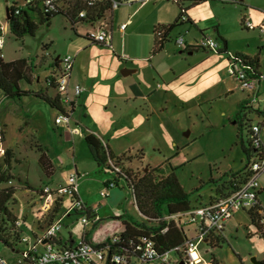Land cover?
Listing matches in <instances>:
<instances>
[{"label":"rangeland","instance_id":"1","mask_svg":"<svg viewBox=\"0 0 264 264\" xmlns=\"http://www.w3.org/2000/svg\"><path fill=\"white\" fill-rule=\"evenodd\" d=\"M15 1L22 3V0H0V34L3 40L1 51L6 61L26 58L28 64L32 65V85H23L34 90L43 89L46 76L50 74L49 64L52 59L63 58L68 54L77 58L81 51L85 59L83 64H80V59L77 60L73 71L70 85L72 100L76 101L80 97L73 92L76 84L74 77L80 69L86 70L90 81L94 80L96 85V91H93L95 93L88 101L87 114L81 113L79 107L72 115L68 136H60L55 130L54 120L58 113L55 108L31 96L21 101L7 100L0 90V164L4 162L5 151L9 150L10 173L15 176L9 184L16 187L14 210L19 218L25 221L23 229L26 234L32 235L35 232L32 229L35 230L36 226L44 228L46 220L40 218V213L44 212L47 216L51 214V210H47L51 202L46 197L49 193L46 187L56 188V183H63L66 176L75 173L74 161H80V168L89 169V163L94 165L84 143L77 147L74 156L72 155V139L81 128L74 120L86 124L92 132H99L106 141L109 139L117 156L130 152L131 156L127 155V158L132 161L122 164L121 168L135 176L155 165L162 164L167 171L171 168L170 163L177 167L175 173L185 190L191 192L192 204L201 197L204 201L208 200L212 189L208 182L211 173L216 174L229 167L240 168L244 153L239 144L238 126L231 117L237 109V102L249 98L252 94L247 90L241 91L237 86L234 87L233 93H223V77L217 60L222 56H218L216 50L205 54L214 53L217 56L202 61L193 71H186L187 73L176 80L177 91L174 93L166 95V85L160 81L163 87L153 94L148 105L133 99L122 103L113 100L112 96H115L114 92L120 95L125 93L121 87V69L128 61L127 55L132 53L131 50L135 46L133 36L127 35L129 30L124 36L115 34L113 49L101 44H93L85 49L89 40L84 35L77 34L64 14H58L51 19L49 25L40 24L33 36L25 35L22 39H17L9 32L6 24L7 6ZM74 1L58 0V3L64 9L66 4ZM246 3L264 8V0H214L195 9L200 10L208 20L210 33L216 32L212 22L221 20L230 52L233 53L242 50L254 54L256 44L264 42V37H261L257 30L247 31L244 27V30L239 28L236 19L243 12ZM263 13L252 11L254 18L263 17ZM86 28L87 25H82L78 32L83 33ZM178 33L177 29L173 31L174 41H170L166 47H175ZM176 54L184 60L190 58L188 54H179L178 51ZM201 55L196 59L197 62H200ZM164 61L166 64L168 59L164 58ZM145 63L138 61L140 65L151 67L149 62ZM182 64L185 67L187 62ZM131 79L134 77L127 76V81ZM113 86H116V89ZM84 94L82 99L85 98ZM260 96L264 98V91ZM260 102H253L254 108L263 109L264 101L261 102L262 105H259ZM249 117L253 121L263 120L256 113L249 114ZM64 125L65 123L59 124L60 130H64ZM107 131L110 133H106ZM244 140L247 141L245 135ZM139 150L142 151L144 160L132 159L137 157L136 152ZM41 152H45L50 162V158L53 161L52 169H55V173L52 179H48L46 169L39 161ZM170 157L169 163L166 159ZM50 170L53 174V170ZM106 171L111 176L114 175L112 170ZM18 177L22 180L19 181ZM87 177L89 180L85 182L84 188L95 195L98 189L96 180L91 179L94 175ZM26 183L34 186L36 190L28 188ZM121 183L125 185L123 180ZM118 190L121 191L120 195L125 193V199L120 201L119 214L124 215L127 211L138 217V212L131 204L132 193L127 187ZM52 193L51 199H57L58 194ZM41 196L43 201L40 206L35 207V201L41 199ZM64 200L69 201V197L64 196ZM68 213V209L63 205L56 218L66 224L62 229L63 234L66 235L68 230H72L78 239L84 232L85 223L82 218L78 217L76 220L68 216ZM187 221L188 217L182 218L188 238L197 241L205 260L210 261L214 254L220 264H257L255 260L262 261L264 240L248 235L250 231L246 230L245 226L249 224V218L246 212H240L228 223L225 233L220 236L223 238L222 242L216 247H211L208 241L197 238V224H187ZM90 228L89 223L88 229ZM0 256L9 264L15 263L16 254L3 243H0ZM170 256L174 261L178 260L175 253Z\"/></svg>","mask_w":264,"mask_h":264},{"label":"trees","instance_id":"2","mask_svg":"<svg viewBox=\"0 0 264 264\" xmlns=\"http://www.w3.org/2000/svg\"><path fill=\"white\" fill-rule=\"evenodd\" d=\"M90 1L75 0L71 4H66L63 7L64 9H62L57 0V8L55 10L48 9L41 1L24 3L22 0L21 4L15 1L12 5L7 6L9 18H6V21L9 32L17 39H22L25 35L33 36L40 24L46 23L49 25L51 19L58 14H64L75 31L79 23H90L94 27L95 23L104 20L106 12L112 10V6L111 0H94L93 4H90ZM117 1L122 4L129 0ZM175 1L178 2V0ZM200 1L205 0H194V2ZM82 12H84V16L80 15ZM183 12V8H181L179 17L173 23L155 28L154 52H158L163 48L164 43L168 41V34L181 20ZM223 42V46H220L217 51L226 53L228 56L229 50H227L226 40ZM93 43L105 45L99 42ZM200 47L207 49L203 46ZM254 64L259 65L257 61ZM31 67L32 65L28 64L26 58L6 61L0 49V90L4 98L21 101L23 98L31 96L44 101L58 111H62L65 108L71 113L74 102L65 104L62 101L57 82V78L61 75L60 58L52 59L50 62V74L46 76L45 87L43 89L34 90L23 85V83L29 86L32 85ZM252 113H256L264 119V111L254 108L251 99L248 98L239 105L238 112L234 116V120L238 126L239 144L245 154L243 167L237 171H227L216 177H213L214 173H211L208 182L212 185L214 196L208 200V203L227 196L241 185L249 175L251 162L263 154V147L256 148L253 145L255 138L251 130L253 120L249 117V114ZM244 135L246 136V142ZM85 143L91 157L100 167L114 171L109 162L121 167L127 161H132L127 158V155L131 156L130 152L116 156L108 146H104L100 139L92 133L85 134ZM136 154L137 157H133L132 159H137L138 161L144 160L141 150L136 152ZM8 156H10L9 150H6L3 157L4 162L0 164V243L12 249L14 253H18L22 247V238L26 233L22 226L23 220L19 218L14 210L16 187L9 183L15 176L10 173L11 167ZM133 156L136 155L133 154ZM170 159L171 157L166 159V161L170 163ZM39 161L45 167L46 175L51 176L52 173L49 170H53V167L52 163L47 159L45 152H41ZM170 166L171 168L167 171L162 164L155 165V167L145 170L141 175L136 176L127 170H124L123 174H115L116 180L122 179L125 186L131 190L135 204L141 213L140 220L129 217L124 218L123 216L94 220L96 216L94 207L77 209L75 204L78 200V195H64L69 197V213L79 215L81 218L86 216L93 223L92 233H86L81 241H88L99 248L106 247L107 257L113 252H118L124 255L127 261L137 263V246L145 240H150L159 255L175 253L178 255L176 256L178 259L176 263L190 264L184 255L186 251L185 243L189 238L183 225L177 220V217L192 208L204 205V203L196 202L192 206L191 192L186 191L180 182L175 173L177 167H173L171 163ZM18 180L21 181L22 179L18 177ZM26 184L28 188L36 190L34 186ZM243 210L249 215L250 223L255 229V235L264 240V223L262 221L264 209L261 206H257ZM51 220L53 221V219ZM18 221H21L22 224H18ZM52 221L46 223L45 229ZM245 228L249 231V227L246 226ZM113 235L118 236V242H111ZM248 235L252 236L249 232ZM32 236L38 238L39 235L33 232ZM222 239L220 236H210L208 245L211 247L219 246L218 244L222 242ZM54 243L62 245L57 239L54 240ZM262 261L264 262V259ZM209 262L211 264H220V261H218L214 254L211 256ZM102 264H111V262L107 258Z\"/></svg>","mask_w":264,"mask_h":264},{"label":"crops","instance_id":"3","mask_svg":"<svg viewBox=\"0 0 264 264\" xmlns=\"http://www.w3.org/2000/svg\"><path fill=\"white\" fill-rule=\"evenodd\" d=\"M210 1H214V0H205V1H200V2H194V0H178V2H176L175 0H129L127 3L124 2L123 4L118 6L117 8L107 11L104 20L94 24V27H98L102 23H104L106 28L111 32V42H112L113 48H114L113 42L115 39V34L119 33L121 36H124L126 34V31L129 30L127 35L133 36V41L135 44L133 50H131L133 54L131 53V54L127 55L129 57V58L127 57L129 64L127 61V63L124 66H122V69H121V76L123 78L122 79L123 84L121 87L125 90V93L120 95V94L114 92L115 96H112L113 100H118V101L123 103V102H127V100L133 99V100L141 102L145 105H148V103L151 101V97L153 96V94H156L158 92V89L163 87V85L161 84L160 81H163L166 85L164 87L165 88L164 93L166 95H169V94L177 91L175 84H176V80H178V78L181 75H183L186 71H188V72L191 70L193 71L194 67H196L198 64H200L202 61L204 62L208 59H213V56H217V55H214V53L205 54L206 52L210 51V49H204V48L200 47L199 42L201 41V39L204 36H211L213 38H216L219 41L220 46H223V43H224L223 41L226 40L227 50L230 51L229 41H228L227 36H225V34H224L225 32L222 28L223 24H222L221 20L217 19V20H214V22H212L213 27H215L216 32L210 33L209 29H211V28L209 26L208 20L202 15L200 10H195L197 7L203 6ZM181 8H183V11L186 15V20H180L175 25V27L170 31V33L168 34V41H166L164 43L163 48L158 52H154L153 46H154V41H155V35H154L155 28L159 27V26H167V25L173 23L179 17ZM253 10H258L260 13L262 11V13H263L264 8L256 7L252 4L246 3V6L244 7L243 12H241L237 16V19H236V21L239 23V28L241 30H244V28H246L243 26V22H242L243 19H245V18H248L249 20H251L256 25L264 23V16L261 18H254L253 14H252ZM6 18H7V16H6ZM123 23H126L127 26L124 30H121L120 25ZM6 24L8 27L7 21H6ZM82 25H87V28L85 29V31L83 33H80L78 31ZM115 26H116V28H115ZM92 28H93V25H91L90 23H79L76 26V32L78 35H84L86 37L87 32L92 30ZM8 29H9V27H8ZM175 29H177V31L179 32L178 36L181 35L184 37V40L188 45L187 49L178 48L176 44H175V47L173 49L166 47V45L170 41L173 40L172 33ZM245 30L249 31L250 29L246 28ZM251 30H257L259 32V35L261 37L263 36V34L258 29H251ZM93 44H96V43H93L89 40V45H86L85 49L92 47ZM112 47H108V48L113 49ZM262 47H264V42L256 44V49H255L254 54H250V53L244 52L242 50L239 52H236V53L241 54L245 57L251 58L254 61H257L259 64V70L264 73V48H262ZM177 51L179 52V54H182V53L188 54L190 56V58L185 59V60L182 59L180 55L176 54ZM198 53L200 55L202 54L201 55L202 58H201L200 62H197V60H196L200 57V55ZM217 54H218V56H222V58H218L217 60L219 61L220 66H221L220 67L221 72H222L221 77H223L222 81L224 84L223 85V93L225 95H228V94L234 92V87L237 86L239 89H240V87H239L237 81L227 74L228 73L227 72V64H228L227 54L226 53H220L218 51H217ZM79 56H80V58H79ZM119 58H120V56H119ZM164 58L168 59V62L166 64H165ZM79 59L81 61L80 64L81 63L83 64L85 58H84V53L82 51L79 53V55H77V58L74 56L73 68L71 70V75H70V85H71V82L73 79V71L76 67L77 60L79 61ZM138 61H142V62H144V64H146L145 62H149L151 64V67L146 66V65H140V64H138ZM182 62H184V63L187 62L188 66L186 65L184 67V64H182ZM79 71L80 72H78V74H76V76L74 77V79H75L74 81L76 83L81 84L84 87V91L81 93L80 97H78V99H76V101L72 100L74 102V106H73V110L71 112V119L73 117L72 115H74V113H76V111L79 107H80L81 113H83L85 115L87 114L86 110L88 109V101L92 97V95L95 93L93 91H96V88H95L96 85L94 83V80L90 81L91 79L88 76V73L86 72V70L80 69ZM127 76H129L131 78L134 77V79L127 81ZM90 85H91V87H90ZM113 87L116 89V86H113ZM90 88L92 90L91 92H90ZM240 90L244 91L242 89H240ZM86 91H87V93H85ZM262 91H264V79H261L257 83V88H256L255 93H254V97H256L257 102H260L261 100L264 99V98L262 99V96H260L262 94ZM82 94L85 95V98L83 97V99H82ZM246 99H248V98H246ZM246 99H242L241 101L237 102V109L235 110V112L233 113L231 118H234L235 114L238 112L239 105ZM263 101H261V102H263ZM261 102L259 105H262ZM112 105H115V104H112ZM260 110L264 111V108L260 109ZM56 111L58 112L57 109H56ZM74 121H75V124H79L81 128L78 131L79 133L74 135L73 139H72V152H73L72 155L73 156H74V153H75L77 147H80L82 143H84L86 145V143H85V134L86 133H92L98 139H100V141H102V142L104 141L106 143V145L109 147V149L111 150V152L114 155H116L114 152L115 149L113 148V146H111L109 139L106 141L103 138V136L99 134V132H97V131L92 132V130H90V128H88V126L86 124L78 122L77 120H74ZM257 123L264 124V119L262 121L261 120L253 121V124H257ZM71 125H72V123L70 121L69 123L64 125V130H60L59 124L55 123V126H56L55 130L57 133H59L60 136H63V135L68 136L69 135L68 128H70ZM106 133H110V131H107ZM260 139H261L262 143L264 144V130H262L260 132ZM121 155H118V156H121ZM49 158H50V156H49ZM244 159H245V154L241 159L240 168L233 169L232 167H229V168H226V169L214 174L213 177H216L217 175H221L227 171L240 170L243 167ZM50 160H51V163L53 164V161L51 158H50ZM89 164H91V167L89 169H85L84 167L80 168V161L79 160L74 161V163H73L74 168H75V173H77L78 177H79L77 195L83 201V203L87 207H96V209H95L96 214L101 219H108V218L113 217V216H123L124 218L129 217L131 219L140 220L141 213L139 212V210L135 204V200L133 198V195H132L131 204L134 207V209L138 212L139 218L135 217L134 213H131V212L126 211V212H124V215H121L118 212L119 211L118 209L120 207V201L122 199H125V193L123 192L122 195H120L121 191L118 190L120 188L121 189L126 188L125 185H123L121 183L122 179L117 180L116 186L113 187L112 189H110L109 195L107 197L103 198L100 195V191L105 186L106 181L109 180L110 178H112L114 175L111 176V174H109L106 171L108 169L98 166L95 161H94L93 166H92V163H89ZM54 173H55V169L53 170V174L51 176H49L48 179H52L54 176ZM91 174L94 175V177H92L91 179L96 180V182H97L98 192L95 195H93L92 193H89L84 188L85 182H87L89 180V179H87L88 178L87 176L91 175ZM66 177L64 178V181H65ZM61 183L62 182H58L56 184L58 185ZM260 184H261L262 190L259 193V200L262 204V207L264 208V174H262L260 177ZM129 191L131 192V190H129ZM213 196H214V191H212V189H211L208 200ZM42 197L43 196H41V199H38V201H35L36 202L35 207L40 206V202L43 201ZM46 197H47V195H46ZM121 197H123V198H121ZM208 200L204 201V199L201 197V199H198V200L196 199L194 201V204L196 202H202V203L206 204V203H208ZM50 202L51 203H49V206L47 205L48 206L47 210H49V211L51 210L50 211L51 214L49 216H47V215H45L44 212L40 213V218H44L43 221L46 220L45 223L43 224L44 228H40L39 226H36L35 230L32 229V231H35L39 236H42L44 234L45 226H46V223L48 221H52L51 219H53V221L57 220L56 217H57V214H58L61 206L65 205L66 209H69V201H65L64 196H58L57 199H54ZM194 204H192V206ZM54 208H55V211H54ZM39 210H40V208H39ZM49 211L47 213H49ZM240 212H246V211L243 209L236 211L234 213V215L225 223V225L223 227L222 234L225 233L228 223L232 219H234L235 216L237 214H239ZM247 215H248V213H247ZM68 216H70V217L72 216L73 218H76V220L78 217H80L79 215H74L72 213H68ZM136 216H137V214H136ZM248 218H249V215H248ZM24 222L25 221H23L22 226L24 225ZM89 223L91 224L90 229H88ZM89 223L84 225V232L81 235V237L77 239L74 236L72 230H68V233L66 235L62 233V229L64 228V226H66V224H64V222L62 220L63 226H62V229L57 236V240H59V242L61 244L78 243L79 241H81L84 238L86 233H89V234L92 233L93 223L92 222H89ZM187 224H191V223L187 221ZM246 226L249 227V231L252 234V236H256L255 235V229L253 228V226L250 223V218H249V224ZM260 239H262V238H260ZM196 252L199 253L202 256V258L205 260L202 252L199 250V246L197 247ZM263 259H264V257H263ZM205 262L208 263L207 260H205Z\"/></svg>","mask_w":264,"mask_h":264},{"label":"built area","instance_id":"4","mask_svg":"<svg viewBox=\"0 0 264 264\" xmlns=\"http://www.w3.org/2000/svg\"><path fill=\"white\" fill-rule=\"evenodd\" d=\"M24 3H32L41 1L45 7L51 10L57 8V0H23ZM94 0L89 3L93 4ZM127 3V2H126ZM123 4V3H122ZM121 4L117 0H111L112 9L117 8ZM84 16V12L80 14ZM181 20H186V15L183 12ZM243 25L247 29H258L264 36V23L256 25L248 18L243 19ZM127 24L120 25V29L124 30ZM87 37L93 42L103 43L112 47L111 32L106 28L104 23L98 27H93L92 30L87 32ZM175 43L178 48L187 49L188 45L183 36H177ZM3 40L0 34V49L2 48ZM200 46H203L210 50H218L220 43L216 38L211 36H204L199 42ZM228 64L227 72L230 77L234 78L240 89L251 92L252 103L256 101L254 97L257 83L264 79V73L259 70V65L254 64V60L247 58L241 54L228 51ZM74 56L68 54L63 58H60L61 75L57 78L59 91L61 93L62 101L65 104H70L72 98L70 96V75L73 68ZM84 91V87L76 83L74 84L73 92L76 96L81 95ZM254 104V103H253ZM56 124L69 123L71 121V113L64 108L62 111H58L55 117ZM254 141L253 145L257 147H263L264 144L260 139V132L264 130V124H253L251 128ZM102 142V141H101ZM104 146L106 143L102 142ZM110 166L114 169V176L106 181L105 186L101 189L100 195L105 198L109 195L110 189L116 186L115 174H123L124 170L120 166H116L114 163L109 162ZM264 174V151L261 157L255 158L249 167V175L246 180L234 189L230 194L224 197H220L211 203L204 204L190 209L179 217L177 220L182 224V218L188 217V222L197 224V238L204 241H209L210 236H220L223 231L225 223L234 215V213L240 209H251L262 204L259 200V193L262 190L260 184V177ZM79 177L77 173H71L66 177L65 181L56 188L46 187L49 191L47 198L51 199V192L57 193L58 196L64 195H77ZM52 193V194H53ZM77 209L88 208L83 201L78 197L75 204ZM93 208V207H92ZM96 209V207H94ZM263 208V207H262ZM264 209V208H263ZM99 219L98 215L94 217V220ZM264 223V218H263ZM82 222L88 224L91 219L86 216L82 218ZM22 224L21 221L17 222ZM62 220L57 219L53 221L45 230L42 236L34 238L30 234H25L22 238V247L16 254L14 264H102L107 258L111 264H176V261L171 258L169 253L159 255L150 240H145L142 244L137 246L138 258L136 262L127 261L124 255L118 252H113L107 257V248H99L92 245L88 241H79L75 244H62L57 245L54 240L57 239L59 232L62 229ZM184 227V226H183ZM117 235L111 237V242H118ZM186 251L185 257L190 264H211L202 258L197 253V241L194 238H189L185 243ZM197 253V254H196ZM0 264H9L8 261L0 256Z\"/></svg>","mask_w":264,"mask_h":264},{"label":"water","instance_id":"5","mask_svg":"<svg viewBox=\"0 0 264 264\" xmlns=\"http://www.w3.org/2000/svg\"><path fill=\"white\" fill-rule=\"evenodd\" d=\"M6 16H7V18H9V12H8V10H7ZM254 260H255V259H254ZM255 262H256L257 264H264L263 261H257V260H255Z\"/></svg>","mask_w":264,"mask_h":264}]
</instances>
